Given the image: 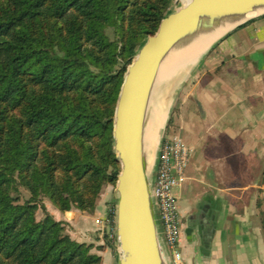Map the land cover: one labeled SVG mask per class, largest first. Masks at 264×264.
Wrapping results in <instances>:
<instances>
[{
    "label": "trees",
    "instance_id": "16d2710c",
    "mask_svg": "<svg viewBox=\"0 0 264 264\" xmlns=\"http://www.w3.org/2000/svg\"><path fill=\"white\" fill-rule=\"evenodd\" d=\"M172 1L0 0V264H102L42 199L59 212L92 210L116 183L123 75Z\"/></svg>",
    "mask_w": 264,
    "mask_h": 264
},
{
    "label": "crops",
    "instance_id": "0c3cea01",
    "mask_svg": "<svg viewBox=\"0 0 264 264\" xmlns=\"http://www.w3.org/2000/svg\"><path fill=\"white\" fill-rule=\"evenodd\" d=\"M192 75L198 78L193 87L197 96H192L196 112L205 120L212 110L214 120L204 131L198 126L201 122L188 120L187 108L176 118L177 133L191 148L185 179L172 189L181 223L177 245L181 260L183 264H264V15L231 30L179 78ZM170 85L163 87L159 140L172 122L170 112L180 88L177 85L173 94ZM214 126L219 132L210 134ZM230 126L238 141L233 150L225 140L233 130ZM157 148L147 156L152 183ZM110 196L101 208L104 214L109 203H116L115 192ZM61 217L58 220L71 223L74 216ZM101 256L103 264H117L116 247Z\"/></svg>",
    "mask_w": 264,
    "mask_h": 264
},
{
    "label": "water",
    "instance_id": "95a60500",
    "mask_svg": "<svg viewBox=\"0 0 264 264\" xmlns=\"http://www.w3.org/2000/svg\"><path fill=\"white\" fill-rule=\"evenodd\" d=\"M263 15L264 0H188L166 13L128 64L112 119V149L119 164L114 219L117 264H173L155 213L143 141L159 85H179L176 73L181 61L202 48L208 35L231 25L201 55L231 30ZM162 139L163 133L157 157Z\"/></svg>",
    "mask_w": 264,
    "mask_h": 264
},
{
    "label": "rangeland",
    "instance_id": "374dc122",
    "mask_svg": "<svg viewBox=\"0 0 264 264\" xmlns=\"http://www.w3.org/2000/svg\"><path fill=\"white\" fill-rule=\"evenodd\" d=\"M182 3H185V1L184 0H173L171 3V6L167 12L176 9ZM209 43H207L204 46V49H205V47L208 46ZM179 79H181L180 80L181 82L179 84L180 88L178 89V91L174 97L173 107H172L171 112H170V114L172 115V122L167 127V130H165V134H163V138L168 136V135H171L173 133H177V129L179 127L176 124L177 123L176 118L178 117V115L181 111L185 110V108H187L189 111V113L187 114L188 120L192 124H194L195 122H198V123L201 122L198 126L202 127V129L204 131L210 127V123L213 122V120H214L211 118L212 117V110H208L209 116L205 120H201L198 113L196 112L192 96H197L195 91H194L195 89L193 87H194V85H196L198 83V81H197L198 78L196 76L192 75V76H187L186 78H183V79L182 78H179ZM173 85L174 84L172 83V85H170V86L174 90L175 88ZM202 86H203V84H202ZM208 86L209 85L206 86V89L208 88ZM170 104H171V101L169 102V105ZM215 112H216V110H215ZM230 127H233L232 128L233 130L231 131V128L229 129L228 133L225 134V136H226L225 140H227L228 145L231 146L229 148V150L231 148H232L231 150H233L238 145V141L235 140L236 135H234V133H232L235 130L234 126H230ZM181 129H182V131H184L187 138L191 139L189 131L187 130L186 126H184L182 124ZM218 129H219L218 127L214 126L213 128H210L208 130V132L210 134H214L216 132H219ZM208 132H207V134H208ZM157 139L159 140V135L157 136ZM158 140L155 141V143H157V144H155V146H153L154 148L151 147L149 141L146 140L147 150L150 151V149H155L158 145V142H157ZM235 160H237V159H235ZM241 179L238 180L235 178V181L236 180L242 181ZM20 191H21V199L27 198L29 196V193L25 189L21 188ZM114 192H115V184L114 185L105 184L102 187L99 198L96 202V205L92 210H90V209L79 210V209L73 208V209H70V210L74 211L72 214H70V213L67 214L66 211L60 213L56 208L53 207V205L51 204V202L48 200V198L46 196H44L42 200L46 206L47 211L50 214H52L56 219L62 218L61 216H63V215L64 216H74V217H72V222L67 223L66 229H67L68 233L71 235L72 238L76 239L77 241L90 244L92 246L91 252L96 253V254L101 256V252H104L105 250L108 251V248H110V246L107 245V243H106L104 235L106 233H108L110 238H111V236H113L112 228L109 226V221L107 220V212L109 211V207L106 209L105 214L101 210L103 209L102 208L103 204H105V202L111 198L110 194H114ZM115 204H114V206H115ZM70 210H68V211H70ZM42 216H43L42 211L38 210L36 213L37 219L41 218ZM69 218H71V217H69ZM179 219H180V216H179ZM110 240H112V239H110ZM113 247H116V242H115V245ZM177 252L181 255V252H180L178 247H177ZM102 264H103V262H102Z\"/></svg>",
    "mask_w": 264,
    "mask_h": 264
},
{
    "label": "built area",
    "instance_id": "2783aa9c",
    "mask_svg": "<svg viewBox=\"0 0 264 264\" xmlns=\"http://www.w3.org/2000/svg\"><path fill=\"white\" fill-rule=\"evenodd\" d=\"M190 152V146L180 134L173 133L164 137L160 144L156 174L152 183L157 219L173 264H183V262L177 252L180 219L172 189L185 179Z\"/></svg>",
    "mask_w": 264,
    "mask_h": 264
},
{
    "label": "bare ground",
    "instance_id": "6f19581e",
    "mask_svg": "<svg viewBox=\"0 0 264 264\" xmlns=\"http://www.w3.org/2000/svg\"><path fill=\"white\" fill-rule=\"evenodd\" d=\"M184 1L186 3L188 0H184ZM230 27H231V25H225L224 27H221V28L217 29L215 32H213L212 34L208 35L205 39L206 41L204 42V46L207 43H209L211 40L213 41L216 37H218L220 34L225 32ZM204 46L200 49L198 47L196 50H192L191 53L185 55V58L180 63L181 65L178 67L179 71H178V73H176L177 76L181 75V74L183 76L186 75V73L192 67L193 63L198 59L199 55L202 53ZM161 84L162 85H159L158 90H157L154 98L151 101L149 113L147 115L145 127H144L143 141H144V151H145L146 163H147V156H148L146 140L149 141L151 147L155 146V144H157V143H155V141L158 140L157 136L159 135V132H160L162 125H163L162 124L163 118H162V112L161 111L163 110V106L165 105V102H164L165 89L163 87L166 83H161ZM176 88H177V86L175 87L173 94L176 91ZM169 101H171V99H169L168 101L166 100V102L168 104H169ZM157 142H159V140ZM151 150H153V149H150V151Z\"/></svg>",
    "mask_w": 264,
    "mask_h": 264
}]
</instances>
